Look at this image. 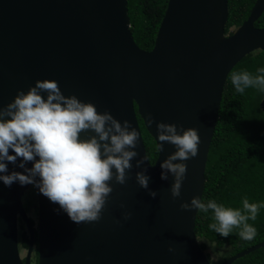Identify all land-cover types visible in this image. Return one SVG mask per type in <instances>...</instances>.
Returning <instances> with one entry per match:
<instances>
[{
	"label": "water",
	"instance_id": "obj_1",
	"mask_svg": "<svg viewBox=\"0 0 264 264\" xmlns=\"http://www.w3.org/2000/svg\"><path fill=\"white\" fill-rule=\"evenodd\" d=\"M263 12L264 0H255L247 19L225 34L227 0H168L154 45L145 51L133 39L127 0H0V106L17 89L54 79L64 95L75 94L99 111L129 120L139 133L129 176L123 185L109 182L113 191L98 221L77 224L34 189L37 264H211L195 234L198 210L180 204L193 196L202 200L224 85L243 58L264 51V27L254 25ZM260 108L264 112V98ZM138 118L155 142L153 164ZM156 121L195 128L200 137L197 155L183 161L187 170L176 198L170 192L172 175L160 176L161 162L176 147L157 141ZM137 171L149 175L148 189L137 183ZM30 187L0 182V264H32L35 226L22 202ZM149 190L156 191L155 198ZM19 218L28 232L24 259ZM261 247L264 242L220 264Z\"/></svg>",
	"mask_w": 264,
	"mask_h": 264
},
{
	"label": "clouds",
	"instance_id": "obj_2",
	"mask_svg": "<svg viewBox=\"0 0 264 264\" xmlns=\"http://www.w3.org/2000/svg\"><path fill=\"white\" fill-rule=\"evenodd\" d=\"M256 73L233 72L235 90L243 93L251 87L264 92V67ZM153 122L148 113L147 123ZM155 127L157 141L176 147L160 164L161 179L173 177L170 192L176 198L187 170L183 161L197 155L200 137L197 129L175 123L156 121ZM138 138L129 120L120 121L107 109L99 111L96 104L75 94L64 95L54 79H37L26 91L17 89L13 99L0 106V182L6 187L31 185L59 206L54 211L66 213L77 224L98 221L113 191L109 182L123 185L129 176L131 161L138 155ZM157 147L161 150L163 143ZM141 163L142 159L137 160L136 166ZM135 177L140 187L148 189L146 172L137 171ZM149 195L155 198L157 193L149 190ZM180 208L211 210L209 229L227 237L237 228L242 239L252 240L257 230L248 221L256 219L264 202H249L245 197L242 208H232L193 196L190 202H181ZM129 215L125 213L124 218Z\"/></svg>",
	"mask_w": 264,
	"mask_h": 264
},
{
	"label": "trees",
	"instance_id": "obj_3",
	"mask_svg": "<svg viewBox=\"0 0 264 264\" xmlns=\"http://www.w3.org/2000/svg\"><path fill=\"white\" fill-rule=\"evenodd\" d=\"M167 1L127 0L130 30L139 48L145 51L152 49ZM227 1L228 20L225 34H230L247 19L255 0ZM254 25L258 28L264 27V12ZM260 67H264V51L257 50L243 58L226 79L217 125L208 153L202 201L214 199L217 203L232 208H242L245 197L249 202H264V112L260 108L264 92L250 87L239 93L231 83L233 72L247 70L255 75ZM138 120L147 157L153 164L158 155L155 142L144 128L142 120ZM27 201L31 206L32 202ZM212 222L211 210L208 213L198 210L195 234L200 248L211 264H220L231 256L264 242V208L259 210L254 221H248L257 230L252 240L242 239L237 228L227 237L221 236L209 229L208 225ZM20 229L22 231L23 226ZM27 244V237L23 234L20 249H25ZM212 255H215V260ZM232 264H264V247Z\"/></svg>",
	"mask_w": 264,
	"mask_h": 264
},
{
	"label": "flooded vegetation",
	"instance_id": "obj_4",
	"mask_svg": "<svg viewBox=\"0 0 264 264\" xmlns=\"http://www.w3.org/2000/svg\"><path fill=\"white\" fill-rule=\"evenodd\" d=\"M31 189H32V186L29 188V190L28 191H26V193L27 192H30L31 191ZM25 193V194H26ZM29 200H31L30 198H28ZM37 202V201H36ZM28 214H29V211H26ZM30 217V216H29ZM31 218V220H32V222H33V225L35 226V245H34V249H33V252H32V256H31V263L32 264H37V228H36V221L32 218V217H30ZM23 226V230L22 231H20L21 229H20V227H22ZM23 234H25L26 235V237H27V241H28V232L26 231V227H25V225L23 224V222L21 221V219L19 218L18 219V240H19V250L21 251V253L23 252V255H21V257H22V259H24L25 258V254H26V251H27V246H26V248L24 249H20V241H21V236L23 235Z\"/></svg>",
	"mask_w": 264,
	"mask_h": 264
},
{
	"label": "rangeland",
	"instance_id": "obj_5",
	"mask_svg": "<svg viewBox=\"0 0 264 264\" xmlns=\"http://www.w3.org/2000/svg\"><path fill=\"white\" fill-rule=\"evenodd\" d=\"M28 198H30L31 200H29ZM29 200L30 202H32L31 206L29 205L28 201ZM36 194H35V191H34V188L31 189L30 192H27L26 194H24V196L22 197V202H23V206L25 208V210L29 211V216L32 217L35 221H36V212H37V202H36ZM21 255H23V252L21 253ZM212 259L215 260L216 257L215 255H212Z\"/></svg>",
	"mask_w": 264,
	"mask_h": 264
}]
</instances>
